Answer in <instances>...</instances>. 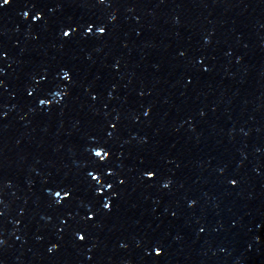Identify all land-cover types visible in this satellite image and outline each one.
Here are the masks:
<instances>
[{
  "label": "water",
  "instance_id": "water-1",
  "mask_svg": "<svg viewBox=\"0 0 264 264\" xmlns=\"http://www.w3.org/2000/svg\"><path fill=\"white\" fill-rule=\"evenodd\" d=\"M0 52V264H264V0H9Z\"/></svg>",
  "mask_w": 264,
  "mask_h": 264
},
{
  "label": "snow or ice",
  "instance_id": "snow-or-ice-1",
  "mask_svg": "<svg viewBox=\"0 0 264 264\" xmlns=\"http://www.w3.org/2000/svg\"><path fill=\"white\" fill-rule=\"evenodd\" d=\"M101 2H102V0H101ZM8 3H9V0H0V5H7ZM23 15H24V16H27L28 13L25 12V13H23ZM39 17H40V13L37 12L36 15H34V16L32 17V19H33V20H36V19H38ZM91 27H92V25L89 24L88 27H86V28L84 29V35H85V36H87L88 34H90ZM73 31H74V29H73ZM95 31H96L97 33H104V32H105V28H104L103 26H98V27L95 28ZM62 35H63L64 37L69 36V31H68V30H64V31H62ZM2 55H4V53L0 52V56H2ZM62 74H63V79H64V80H68V79H70V73H69V71L62 70ZM39 102H40L41 104H46V103H47L46 100H40ZM147 114H148V113L145 112V115H147ZM110 127H114V125H110ZM93 154H94L95 157H98L101 161H103V160L105 159V157H106L109 153H108L107 151H104V154L101 155V150H96ZM88 175L91 177L92 180H96V176L92 175L91 172H89ZM144 175H145L146 177L151 178V177L154 176V172H153L152 170H147V171H145ZM230 183L235 184L236 181L233 180V181H230ZM109 187H111V186L109 185ZM163 187L167 188V187H168V184L165 183V184L163 185ZM95 192H96V194L98 195L99 192H100V189L97 188V189L95 190ZM63 194H64V196H68V195H69V191H68V190H65ZM57 195H58V194H57ZM102 208H103V209H109V203H108L107 201L103 202V203H102ZM92 218H93V213H92V212H89L88 215H87V219H88V220H92ZM83 238H84V237H82V236H80L79 234H77V239H83ZM2 243H3V241H0V244H2ZM55 247H56V245H53V246H52V248H55ZM52 248H50L49 251H52ZM153 251H154L157 255H159L161 250H160L159 247H154V248H153Z\"/></svg>",
  "mask_w": 264,
  "mask_h": 264
}]
</instances>
